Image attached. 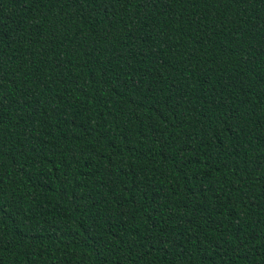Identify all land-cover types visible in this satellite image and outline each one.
Returning a JSON list of instances; mask_svg holds the SVG:
<instances>
[{
	"label": "trees",
	"instance_id": "1",
	"mask_svg": "<svg viewBox=\"0 0 264 264\" xmlns=\"http://www.w3.org/2000/svg\"><path fill=\"white\" fill-rule=\"evenodd\" d=\"M0 264H264V0H0Z\"/></svg>",
	"mask_w": 264,
	"mask_h": 264
}]
</instances>
